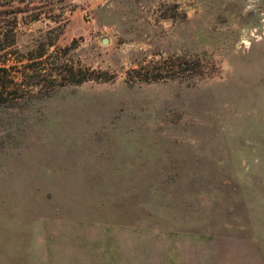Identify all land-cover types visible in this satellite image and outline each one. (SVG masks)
<instances>
[{
    "label": "rangeland",
    "instance_id": "obj_1",
    "mask_svg": "<svg viewBox=\"0 0 264 264\" xmlns=\"http://www.w3.org/2000/svg\"><path fill=\"white\" fill-rule=\"evenodd\" d=\"M9 1L0 264H264V0Z\"/></svg>",
    "mask_w": 264,
    "mask_h": 264
},
{
    "label": "trees",
    "instance_id": "obj_2",
    "mask_svg": "<svg viewBox=\"0 0 264 264\" xmlns=\"http://www.w3.org/2000/svg\"><path fill=\"white\" fill-rule=\"evenodd\" d=\"M3 5L6 6L0 8V62H3L6 58H8L9 52L6 51V47L9 43L8 40L14 42V37L11 36L8 32H13L16 29L19 23V14L21 12L25 13L27 11V9L22 8L21 6H15L11 1ZM32 7L33 9L30 12V17L32 20H36L40 16L41 10L39 9L41 8H37L39 6ZM4 31H6L7 33H3ZM4 95L5 89H0V97H3Z\"/></svg>",
    "mask_w": 264,
    "mask_h": 264
},
{
    "label": "water",
    "instance_id": "obj_3",
    "mask_svg": "<svg viewBox=\"0 0 264 264\" xmlns=\"http://www.w3.org/2000/svg\"><path fill=\"white\" fill-rule=\"evenodd\" d=\"M103 42H104V44H106V43L108 42V40L105 38V39L103 40Z\"/></svg>",
    "mask_w": 264,
    "mask_h": 264
}]
</instances>
